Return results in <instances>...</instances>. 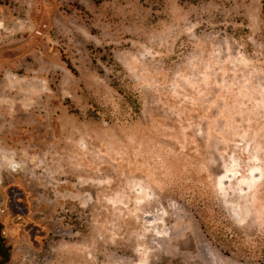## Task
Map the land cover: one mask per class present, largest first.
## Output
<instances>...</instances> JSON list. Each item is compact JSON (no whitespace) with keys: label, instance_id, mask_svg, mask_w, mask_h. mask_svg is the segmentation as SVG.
Instances as JSON below:
<instances>
[{"label":"rangeland","instance_id":"1","mask_svg":"<svg viewBox=\"0 0 264 264\" xmlns=\"http://www.w3.org/2000/svg\"><path fill=\"white\" fill-rule=\"evenodd\" d=\"M0 221L7 264H264L263 1L0 0Z\"/></svg>","mask_w":264,"mask_h":264},{"label":"trees","instance_id":"2","mask_svg":"<svg viewBox=\"0 0 264 264\" xmlns=\"http://www.w3.org/2000/svg\"><path fill=\"white\" fill-rule=\"evenodd\" d=\"M264 3V0H262ZM117 86V89L121 92V93H125L126 91L124 89H121ZM127 96L129 97V100H131L132 103L137 104L136 99L133 98L132 95L127 94ZM4 226L2 225L1 221H0V264H7V260L9 258V247L6 243V237L3 234L4 232Z\"/></svg>","mask_w":264,"mask_h":264}]
</instances>
